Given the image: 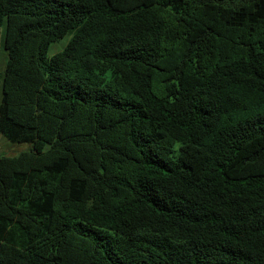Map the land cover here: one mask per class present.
Returning a JSON list of instances; mask_svg holds the SVG:
<instances>
[{
	"label": "trees",
	"instance_id": "16d2710c",
	"mask_svg": "<svg viewBox=\"0 0 264 264\" xmlns=\"http://www.w3.org/2000/svg\"><path fill=\"white\" fill-rule=\"evenodd\" d=\"M0 264H264V0H0Z\"/></svg>",
	"mask_w": 264,
	"mask_h": 264
},
{
	"label": "rangeland",
	"instance_id": "374dc122",
	"mask_svg": "<svg viewBox=\"0 0 264 264\" xmlns=\"http://www.w3.org/2000/svg\"><path fill=\"white\" fill-rule=\"evenodd\" d=\"M2 59L0 57V71L2 69ZM29 145L27 144H10L6 138L0 135V156L12 157L16 156L21 152L28 150Z\"/></svg>",
	"mask_w": 264,
	"mask_h": 264
}]
</instances>
